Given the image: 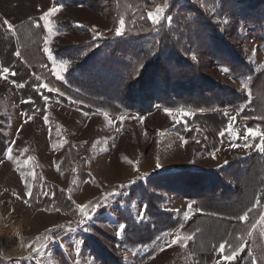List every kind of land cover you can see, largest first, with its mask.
<instances>
[{"label":"rangeland","instance_id":"374dc122","mask_svg":"<svg viewBox=\"0 0 264 264\" xmlns=\"http://www.w3.org/2000/svg\"><path fill=\"white\" fill-rule=\"evenodd\" d=\"M37 1L46 0H0V11L20 19L35 11ZM106 4L100 9L87 5L63 6L47 22L44 21L43 16L52 7L60 6L55 3L32 22L38 34L41 32L35 38L41 40V46L44 44L50 68L59 81L42 80L38 99L35 95L24 101L21 90L28 86L27 75L21 72L25 80L19 81L15 77L19 72L17 67L5 66L0 57V259H4L0 264H198L188 252L191 237L178 231L179 227L161 232L151 246L133 245L128 241L149 239L144 234L145 222L151 217L147 212L148 204L158 210H151L153 216L161 218L163 212L168 211L184 221L183 218L188 216L181 214L189 209V205L195 209L199 196L211 191L214 177L205 172L186 171L190 166L214 167L227 160L235 162L254 152L263 153L259 143L261 137L241 130L238 111L228 113L230 123L224 133V147L220 150V145L214 152L220 151L214 157H208L205 154L211 152L198 137L187 138L186 142L177 131L179 124L188 126L186 118H192L196 109L171 107L162 101L142 103L139 101L142 91L137 93V99L131 100L133 108L129 105L119 112L96 105L95 102L103 103V98L88 91L82 95L85 102L75 98L81 88L68 82L72 64L59 58L55 49L91 39V34L69 31L65 23L89 28V33L97 37L117 35L116 29L125 19L114 3ZM148 13L155 16V19L149 16L151 21L158 23L164 16L165 7L158 6ZM0 17L3 16L0 14ZM4 20L7 19L0 18V33L8 35L9 28ZM216 20L219 21L218 16ZM11 25L10 30L15 31L16 26ZM240 33L241 37L234 38V43L242 47L243 57L253 72L245 70L236 76L229 68L214 61L210 54L191 57L201 59L206 74L247 96L248 85L264 66V25H243ZM26 35L31 36L28 55L34 59L33 33L27 29ZM6 43L0 37V51L7 48ZM206 46L211 49L209 43ZM46 47L50 52L45 51ZM18 52L20 55L16 56L21 57L20 50ZM221 56L229 58L226 53ZM65 61H68L66 65ZM5 67L10 70L8 73L3 72ZM31 71L33 77L39 78ZM57 71L64 79L56 75ZM97 73L105 75L104 72ZM42 75L47 74L43 72ZM258 80L257 84L261 86L263 79ZM61 82L73 91L64 88ZM45 83L49 88L44 87ZM53 87L59 91H50ZM153 90L155 88L149 92ZM261 90L264 95V89ZM261 97L264 107V96ZM82 103L86 107H82ZM165 109H170L171 114ZM182 112L191 114L185 116ZM241 121L245 122V118L241 117ZM245 141L248 147L243 144ZM7 148H11L10 153L6 152ZM243 150L248 151L247 154ZM164 166L185 169L158 174ZM223 172L220 173L224 175L221 182L217 179L219 188L225 181L227 171ZM244 178L247 181L238 195L242 198L236 202L234 199H216L208 201L209 204L232 211L239 208L253 185L251 175L245 173ZM202 188L204 192H201ZM81 205L85 207L81 209ZM121 225H126L123 231ZM261 226L264 229V224ZM222 228L209 226L201 236V243L199 240V250L207 249L209 242L223 234ZM253 230L250 233L254 238H258L257 233L264 235V231ZM177 236L180 240L172 243ZM247 241L243 251H239L233 260L220 258L219 264H239L243 252H248L251 258L255 248L248 249L249 236ZM231 253H226L225 249L224 254Z\"/></svg>","mask_w":264,"mask_h":264},{"label":"trees","instance_id":"16d2710c","mask_svg":"<svg viewBox=\"0 0 264 264\" xmlns=\"http://www.w3.org/2000/svg\"><path fill=\"white\" fill-rule=\"evenodd\" d=\"M111 2L117 6L125 19V32L122 35L97 37L89 33V28L64 24L69 31L92 35L91 39L84 43H73L55 49L59 58L72 64L68 82L81 88L75 98L85 102L82 95L88 91L95 97L103 98V103L95 102L96 105L119 112L122 107L131 105L133 108V99L142 91L143 94L139 98L142 103L149 101L154 104L156 101H162L171 107L196 109L198 111L192 118H186L188 126L179 124L177 131L186 139L198 137L209 152L220 147V135L229 124L228 116L223 110L245 103L248 96L240 95L232 87L206 74L201 59L191 55L210 54L214 61L217 60L220 65L229 68L236 76H240L245 70L253 72V68L243 57L242 47L234 43V38L238 40L239 36L241 37L240 28L243 25H264V0H46L35 2V11L20 19L0 11L3 16L0 18L7 19L16 26L15 31L8 29V35L5 32L0 33V37L8 45L5 50L0 51V57L5 66L11 69L17 67L19 72L15 77L19 81L29 79L27 88L21 90L24 101L30 97L34 98L35 95L36 99L41 96L39 86L42 80H58L46 58L44 44L41 46V40L35 38L41 32L38 34L32 22L45 14L55 3L63 6L87 5L100 9ZM158 6L165 7V13L160 22L153 23L148 11L155 10ZM217 16L219 21L216 20ZM27 29L32 31L35 40L32 45L34 59L28 55L31 49L28 40L31 36L26 35ZM207 43L211 49L207 48ZM19 50L21 57L16 56ZM223 53L229 58L222 57ZM29 66L39 78L31 75ZM78 70L79 75H75ZM21 72L27 75L25 79ZM43 72L47 75H42ZM97 72H104L105 75L101 76ZM263 75L264 72L258 74L262 77ZM60 84L73 91L69 86L65 87L64 82ZM153 88L155 90L150 93L149 89ZM254 91L257 95V90ZM31 93L32 95H28ZM82 105L86 107L83 103ZM253 112V107L249 106L243 116L251 117ZM247 125L249 128L260 127L264 130V121L251 120ZM223 171H227L225 181L219 188V185L216 186L217 179L221 182L224 175L220 173H224ZM191 172L201 174L200 171ZM205 173L214 178L210 185L211 191L199 196L196 202L201 214L195 215L185 223L168 211L163 212L161 218L153 216L151 210L155 208L152 209L148 204L147 212L151 217L145 222L147 228L144 234L149 239L128 242L133 245L151 246L161 232L180 228L184 224L180 230L191 237L188 252L198 264H211L215 260L219 244H225L228 254L243 245L248 240L250 231L254 229L252 224L257 225L264 213V153H254L245 159L229 162L219 171ZM245 173L251 175L253 185L247 199L239 208L232 211L226 207L209 204L208 201L216 199H234L236 202L242 198L238 195L247 181L244 178ZM233 182L236 183L235 186L232 185ZM219 189L221 190L218 191ZM245 214L248 216L247 221L242 218ZM158 225L163 228H156ZM211 225L222 226L223 234L209 242V247L201 251L198 248L199 240L201 243V236ZM247 258L249 253L244 252L245 263L239 264H251V258Z\"/></svg>","mask_w":264,"mask_h":264},{"label":"crops","instance_id":"0c3cea01","mask_svg":"<svg viewBox=\"0 0 264 264\" xmlns=\"http://www.w3.org/2000/svg\"><path fill=\"white\" fill-rule=\"evenodd\" d=\"M256 71H257V69H256ZM262 72H264V66L261 68V70L259 69L257 73L260 74ZM258 77H260L261 79H263V82H262L263 84L261 86H260V84L259 85L257 84L258 81H259L258 80ZM254 89L257 90V95H255ZM261 89H264V75H263V77L257 75V76L254 77V79L252 80V82L248 85V92L245 93L248 96V101H246L243 104H239L238 106H229V107H227V108H225L223 110L226 113L227 116H228V113L231 112V111H238L239 118H240V126H241V130L243 131V133H247L248 132L249 127H248L247 124L249 123V121H251V120L264 121V107H263V102L261 100L262 99L261 96H264V95H261V91H262ZM249 106L250 107L251 106L253 107V110H254L253 115L251 117H245V116H243V112L246 109H248ZM241 117L242 118L243 117L245 118V122H242L241 121ZM228 119H229V117H228ZM229 123H230V120H229ZM228 126H229V124H228ZM228 126H227V128L225 130L222 131V133L220 135V137H221V147H220V150L224 147L223 137H224V133L228 129ZM251 129L258 130L260 133H264V130L261 129L260 127H255V128L252 127ZM174 133L177 134L176 131ZM259 137H261V139L264 140V136L259 135ZM181 138H182V136H181ZM182 139H184L186 142L188 141L184 137ZM185 141L183 143H186ZM260 142H261V140L259 141V143ZM259 143H257V145ZM243 144L246 145L247 144L246 141L243 142ZM219 151H215V152L213 151L211 153H206L205 155H207L208 157L209 156L214 157ZM243 151H245L246 154L248 152L246 150H243ZM254 153H259V152H254ZM263 153H261V154H263ZM251 155H252V153L251 154H248V155L241 156V158L245 159V158H247V157H249ZM230 161L231 160H227L225 163L223 162V163L217 164L214 167H204L202 165H192V166H190V168L186 169V171H193V170L194 171H200V172L217 171V170H220L222 168H225ZM184 169H185V167L164 166V167H161V170L162 171H158V174L164 173V171H167V170L181 171V170H184ZM232 184L235 186L236 183L233 182ZM186 214H187L188 217H186V219L183 218L185 223L188 220H190L191 218H193L195 215L201 214V211L197 207L195 209L189 208L184 214H181V215L182 216L183 215L185 216ZM212 216H215V214H212ZM263 216H264V213H263ZM261 224H264V222H261L259 220V222L257 223L256 227L254 228L255 231L256 230L257 231H264V229L262 228ZM183 225H181V227ZM181 227L178 229V231L181 229ZM252 235H253V233L252 234L251 233L249 234V239L251 241H250V246L248 248V249H250L251 247L252 248L253 247L255 248V251L252 252L253 253V256H251V264H264V235L262 233L263 236H260L261 233H257L258 238H254ZM260 241H261V245H259L260 244ZM256 243H258V244H256ZM258 245H259V247H258ZM225 249H226V246H225ZM244 251H245V249H244ZM224 253H225V251L224 252H221L220 249L218 248V251H217L216 257H215V261H214L213 264H217V262L219 261V259L220 258H223V256L226 255ZM262 253H263V255H262ZM243 254H244V252H243ZM242 258L243 257H240L238 261L240 262L242 260L241 262H244L245 263V260L242 259Z\"/></svg>","mask_w":264,"mask_h":264},{"label":"snow or ice","instance_id":"6c2138e0","mask_svg":"<svg viewBox=\"0 0 264 264\" xmlns=\"http://www.w3.org/2000/svg\"><path fill=\"white\" fill-rule=\"evenodd\" d=\"M63 7V4H61L59 7H52L44 16H43V19H44V21H48L49 20V17L50 16H52V15H54V14H56V13H58L60 10H61V8ZM150 17H152L153 19H155V16H153V14L152 13H149L148 14ZM169 20L171 19L170 17L168 18ZM226 22V21H225ZM4 24L9 28V29H12V25H11V23H9L7 20H4ZM124 27H125V22L123 21V20H121L120 21V26L116 29V34L117 35H121V34H123V31H124ZM49 31H51V26L49 25ZM45 51H48V52H50V49H48L47 47L45 48ZM16 55H20V53L19 52H17L16 53ZM68 63V61H65L64 62V64L66 65ZM10 70H9V68H7V67H5V68H3V72L4 73H8ZM224 71H228V69H224ZM56 75L57 76H59L60 77V79H64V77L63 76H61L60 75V72L59 71H57L56 72ZM44 87L45 88H49V84H47V83H45L44 84ZM50 91H56V92H58L59 90L58 89H55L54 87L53 88H50L49 89ZM30 99V98H29ZM45 100H47V97H45ZM165 111L168 113V114H171V110L170 109H165ZM191 113H183L182 112V115H190ZM175 119V118H174ZM178 122V121H177ZM248 132L250 133V135H253V136H256V135H261V136H264V133H260L258 130H255V129H251V128H249L248 129ZM261 145H262V147H261V151L262 152H264V140H261ZM234 147H235V145H233ZM245 147H248V145L246 144L245 145ZM6 152L7 153H10L11 152V148H7L6 149ZM157 167H160V164L159 163H157ZM28 195H32V193H31V190H29V192H28ZM85 206L84 205H81L80 206V208L81 209H83ZM96 207H99V205H96ZM189 208H191V205H189ZM146 210V209H145ZM245 221H247V219H248V216H247V214H245L243 217H242ZM260 221L261 222H264V216H261L260 217ZM81 222H83V221H81ZM252 227L253 228H255L256 227V224H252ZM126 228V225H121L120 226V230L121 231H123L124 229ZM180 240V237L179 236H177L173 241H172V243H176L177 241H179ZM219 249H220V251L221 252H224L225 251V244H219ZM239 251H243V245H241L238 249H236L235 251H232V253H231V255H226V256H224L223 257V259L224 260H233L236 256H237V254H238V252ZM217 264H219V262H217Z\"/></svg>","mask_w":264,"mask_h":264},{"label":"built area","instance_id":"2783aa9c","mask_svg":"<svg viewBox=\"0 0 264 264\" xmlns=\"http://www.w3.org/2000/svg\"><path fill=\"white\" fill-rule=\"evenodd\" d=\"M242 121H244V120H242ZM2 261H4V259H0V262H2Z\"/></svg>","mask_w":264,"mask_h":264}]
</instances>
